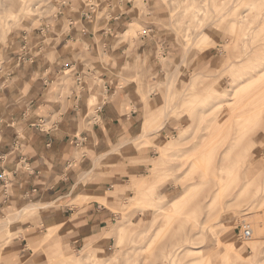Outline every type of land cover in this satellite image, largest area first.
Instances as JSON below:
<instances>
[{
  "label": "rangeland",
  "instance_id": "1",
  "mask_svg": "<svg viewBox=\"0 0 264 264\" xmlns=\"http://www.w3.org/2000/svg\"><path fill=\"white\" fill-rule=\"evenodd\" d=\"M75 1L0 0V75ZM128 1L140 20L116 32V43L130 55L151 32L160 46L153 66L145 57L121 75L137 84L144 102L160 106L127 150L154 154L121 164L102 159L99 170L131 171L107 191L115 221L88 253L87 245L66 248L56 228L55 240H46L52 247H33L30 264H264V0ZM82 2L100 10L99 22L121 8V0ZM62 82L69 84L68 76ZM98 104L92 97V109ZM4 211L0 264H26L9 256L22 214Z\"/></svg>",
  "mask_w": 264,
  "mask_h": 264
},
{
  "label": "crops",
  "instance_id": "2",
  "mask_svg": "<svg viewBox=\"0 0 264 264\" xmlns=\"http://www.w3.org/2000/svg\"><path fill=\"white\" fill-rule=\"evenodd\" d=\"M69 5L0 75V217L7 208L22 214L9 256L26 264L36 259L33 247H52L56 228L66 248L87 245L88 250V244L99 242L116 217L106 199L111 182L131 172L117 166L104 172L99 162L149 161L154 154L149 147L127 149L140 140L148 112L160 103L144 102L137 84L121 73L128 64L141 66L145 57L151 66L157 63L158 40L151 32L141 36L142 45L130 55L129 46L116 43V32L140 20L128 0L102 22L93 5L82 0ZM66 76L69 84L61 87ZM100 79L103 86L96 83ZM91 96L100 100L94 109ZM79 197L91 200L71 206ZM34 212L32 219L24 216ZM9 224L4 221L3 227Z\"/></svg>",
  "mask_w": 264,
  "mask_h": 264
},
{
  "label": "bare ground",
  "instance_id": "3",
  "mask_svg": "<svg viewBox=\"0 0 264 264\" xmlns=\"http://www.w3.org/2000/svg\"><path fill=\"white\" fill-rule=\"evenodd\" d=\"M159 211V210H158ZM90 251V248L87 250H84V253H88Z\"/></svg>",
  "mask_w": 264,
  "mask_h": 264
}]
</instances>
